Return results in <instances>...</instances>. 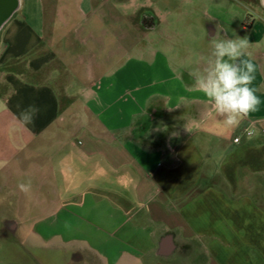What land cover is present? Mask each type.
Returning a JSON list of instances; mask_svg holds the SVG:
<instances>
[{
    "label": "crops",
    "instance_id": "crops-1",
    "mask_svg": "<svg viewBox=\"0 0 264 264\" xmlns=\"http://www.w3.org/2000/svg\"><path fill=\"white\" fill-rule=\"evenodd\" d=\"M222 38L256 65L235 126L191 75ZM15 190L125 264H264V0H0V198Z\"/></svg>",
    "mask_w": 264,
    "mask_h": 264
},
{
    "label": "rangeland",
    "instance_id": "rangeland-1",
    "mask_svg": "<svg viewBox=\"0 0 264 264\" xmlns=\"http://www.w3.org/2000/svg\"><path fill=\"white\" fill-rule=\"evenodd\" d=\"M133 38L126 37L128 45L133 44ZM185 41L192 52L191 62L197 63V39L187 37ZM136 56L142 54L138 52ZM28 203L30 199L20 197L16 190L0 198V264H125L115 258L119 245L108 244L101 230H77L61 223L64 214L29 212ZM80 233L88 239L81 238Z\"/></svg>",
    "mask_w": 264,
    "mask_h": 264
},
{
    "label": "clouds",
    "instance_id": "clouds-1",
    "mask_svg": "<svg viewBox=\"0 0 264 264\" xmlns=\"http://www.w3.org/2000/svg\"><path fill=\"white\" fill-rule=\"evenodd\" d=\"M248 48L247 38L213 40L210 54L201 57L202 69L191 73L194 90L203 93L211 112L222 118L227 126L238 125L260 104L257 90L251 87L256 65L250 58ZM246 55L249 58L243 59ZM37 111L29 108L21 113V118L25 123H31ZM185 128L188 132L192 130ZM18 188L24 194L31 191L30 184L20 183Z\"/></svg>",
    "mask_w": 264,
    "mask_h": 264
},
{
    "label": "built area",
    "instance_id": "built-area-1",
    "mask_svg": "<svg viewBox=\"0 0 264 264\" xmlns=\"http://www.w3.org/2000/svg\"><path fill=\"white\" fill-rule=\"evenodd\" d=\"M248 132H249V133H252V132H253V130L251 129V130H249ZM239 140H240V138H239V137H236V138H235V141H236V142H238Z\"/></svg>",
    "mask_w": 264,
    "mask_h": 264
},
{
    "label": "water",
    "instance_id": "water-1",
    "mask_svg": "<svg viewBox=\"0 0 264 264\" xmlns=\"http://www.w3.org/2000/svg\"><path fill=\"white\" fill-rule=\"evenodd\" d=\"M10 4V3H9ZM9 6V5H8ZM7 8H5V10H6Z\"/></svg>",
    "mask_w": 264,
    "mask_h": 264
}]
</instances>
